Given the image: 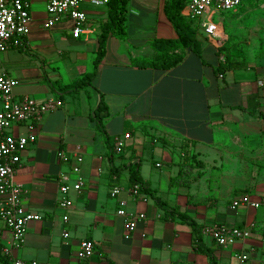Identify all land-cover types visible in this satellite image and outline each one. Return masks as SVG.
Masks as SVG:
<instances>
[{
	"label": "crops",
	"instance_id": "1",
	"mask_svg": "<svg viewBox=\"0 0 264 264\" xmlns=\"http://www.w3.org/2000/svg\"><path fill=\"white\" fill-rule=\"evenodd\" d=\"M245 1L213 15L216 38L195 29L198 54L184 50L177 65L161 70L139 65L154 57L152 40L177 36L164 2L129 0L124 37H106L95 75L76 89L73 83L93 71L108 6L84 5L91 33L73 38L67 18L43 29L45 0H29L30 33L23 47L0 53V75L15 79L16 100L29 97L62 105L36 121V140L20 153L12 178L22 188L20 207L41 220L28 224L24 243L12 258L37 264H209L211 256L215 264H241L236 255L246 252L243 264H264V213L244 206L238 213V208L230 209L232 198L248 192L264 206V16L257 13L264 4ZM32 3L38 12L32 11ZM148 10L157 16L152 33L135 34L131 41V22ZM230 60L237 66L224 69ZM100 101L106 107L102 132L94 119ZM11 133L25 134L26 128L15 125ZM124 134L129 138L117 155L114 139ZM58 152L71 161L77 154L82 157L77 174L71 171L72 162L57 158ZM131 164L151 195H131ZM61 174L69 177L68 185L80 177L82 188L60 194ZM113 188L119 189L116 196L110 194ZM64 197L72 203L68 210L59 207ZM119 201L128 214L145 215L128 240L124 219L116 215ZM178 213L202 230L213 224L253 227L249 238L227 247L201 233L203 248L197 250L191 227ZM10 237L0 220L2 249ZM84 240L92 241L94 254L80 262L76 253Z\"/></svg>",
	"mask_w": 264,
	"mask_h": 264
},
{
	"label": "built area",
	"instance_id": "2",
	"mask_svg": "<svg viewBox=\"0 0 264 264\" xmlns=\"http://www.w3.org/2000/svg\"><path fill=\"white\" fill-rule=\"evenodd\" d=\"M110 0H45L46 19L42 23L43 29H51L63 19H69L72 23L71 35L73 38L86 36L91 33L87 27V17L82 10L84 5L93 7H103L108 5ZM245 0H189L185 5L182 16L193 22L194 29L202 33L206 38L214 39L218 35V25L213 21V15L217 11H229L238 7ZM29 0H0V53L7 51L10 47H23L24 38L30 33L32 17L30 15ZM221 77V75L219 76ZM15 79L0 75V220L9 231L11 237L2 253L10 258L11 264H37L36 261L12 258L11 254L18 251L23 243L28 224L41 220L37 214L25 212L21 209L22 188L15 185L12 178L21 163L20 153L29 144L36 140L35 123L38 119L57 108L62 103L55 100H46L36 103L29 97L19 100L14 98L13 91L16 87ZM15 125H24L25 134L14 135L11 133ZM129 134L114 139L113 152L120 154L125 146V141ZM57 158L64 162L71 163V171L75 174L79 172L82 157L77 154L71 161L58 152ZM69 177L66 174L59 176V192L66 195L69 190L78 192L83 181L78 177L73 185H68ZM138 185L135 184L130 189L133 197H138ZM119 189L113 188L110 192L116 196ZM71 201L64 197L59 201V207L68 210ZM250 207L257 209L260 202L253 201L248 194H242L231 199L230 209L238 207ZM116 215L124 219L126 233L124 239H130L139 221L145 220L142 213L128 214L125 211V203L118 202ZM68 216L64 214L62 221L67 222ZM253 224L244 226H226L223 224H213L203 228L202 233L210 235L217 245L227 247L237 241H242L250 237V229ZM68 236L63 232V237ZM94 254V244L92 241L84 240L79 244L76 257L80 262L88 261ZM239 263H246L248 254L246 252L236 255Z\"/></svg>",
	"mask_w": 264,
	"mask_h": 264
},
{
	"label": "trees",
	"instance_id": "3",
	"mask_svg": "<svg viewBox=\"0 0 264 264\" xmlns=\"http://www.w3.org/2000/svg\"><path fill=\"white\" fill-rule=\"evenodd\" d=\"M129 0H110L108 3L107 21L100 27V35L98 37V48L93 62V71L85 75L81 79L73 83L72 87L78 89L89 83L91 78L95 75L97 67L104 56L105 40L109 34L116 35L120 38L124 37V21L125 8ZM164 14L168 21L172 24L176 31L175 39H154L150 46L155 55L150 60H145L140 63V67H150L154 69L167 70L177 65L182 57L184 50L194 51L198 54V41L195 37V29L193 22L185 19L181 14V10L186 3V0H163ZM234 64V65H233ZM237 66V63L230 60L225 61L224 69H230ZM106 116V107L100 101L98 108L95 111L96 128L99 131L102 129V120ZM183 161H191L186 158ZM181 177V175H180ZM179 177V178H180ZM177 177L172 179V182L177 181ZM129 183L132 187L137 184L138 194L151 195L149 185L143 181L138 173L136 164L130 165ZM154 201L159 204V201L154 198ZM186 225L191 227V234L193 236L194 244L197 250L202 249L201 233L202 227L198 226L194 221L189 219L185 214L178 213L177 215ZM204 254L210 255L209 251L204 249ZM0 264H11L10 258L2 253V246L0 244ZM209 264H215L213 258L210 256Z\"/></svg>",
	"mask_w": 264,
	"mask_h": 264
},
{
	"label": "rangeland",
	"instance_id": "4",
	"mask_svg": "<svg viewBox=\"0 0 264 264\" xmlns=\"http://www.w3.org/2000/svg\"><path fill=\"white\" fill-rule=\"evenodd\" d=\"M250 1H253V0H246L245 1V4L246 3H248V2H250ZM261 2L264 4V0H261ZM31 6H32V11L33 12H38V10H37V5L35 4V3H32L31 4ZM39 11H41V10H39ZM42 12V11H41ZM257 13H258V17H263L264 16V9H260V10H258L257 11ZM156 15H155V12L154 11H152V10H148V11H144L143 12V14L141 15V17H140V21H138V22H131V24H133V25H131V26H129V30H130V32H129V34H128V37L130 38V39H132L131 41H134V39H133V37L134 36H137V35H135V34H140L139 36H147V35H149V34H151L152 32H151V29L154 27V24H155V22H156ZM258 17H257V19H258ZM223 19L225 20V25L227 26V28H228V18H225V16L223 17ZM257 28V27H256ZM256 33V32H255ZM201 40V39H200ZM201 46H204V42L203 41H201ZM106 59H108V60H110V56L108 57V55H106V57H105ZM90 65H91V63H90ZM89 65V66H90ZM89 69H90V67H89ZM147 161H145L144 163H146ZM147 163H149V162H147ZM146 163V164H147ZM148 166H149V164H147ZM248 194H249V192H248ZM253 200V199H252ZM240 209H241V207H238V209H237V212L236 213H238L239 211H240ZM257 213L258 214H260V213H264V206L263 205H260V207L258 208V210H257ZM222 217H220V219H221ZM240 220V219H239ZM238 220V221H239ZM247 263V262H246Z\"/></svg>",
	"mask_w": 264,
	"mask_h": 264
}]
</instances>
